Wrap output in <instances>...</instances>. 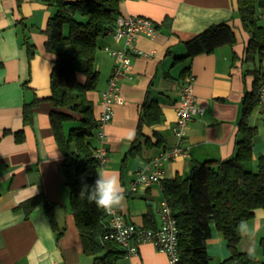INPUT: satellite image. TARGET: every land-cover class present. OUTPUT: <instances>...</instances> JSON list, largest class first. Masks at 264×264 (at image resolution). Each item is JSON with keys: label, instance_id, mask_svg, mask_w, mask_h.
<instances>
[{"label": "crops", "instance_id": "obj_1", "mask_svg": "<svg viewBox=\"0 0 264 264\" xmlns=\"http://www.w3.org/2000/svg\"><path fill=\"white\" fill-rule=\"evenodd\" d=\"M52 13L39 0H23L19 6L16 0H0V264H94L93 258L82 252L73 217L64 207L68 190L60 174L62 154L49 122L51 106L47 99L51 95L53 56L45 50V27ZM120 16L145 17L153 22L157 33L152 38H136L134 46L143 54L132 55L130 75L116 80L123 103L114 105L112 120L103 128L106 160L99 173L118 175L125 198L115 208L126 222L144 227L147 215L150 223L158 226L159 204L164 200L160 183L140 185L130 192L131 183L152 158L178 143L172 135L175 106L180 85L188 75L193 77V92L203 111L189 121L180 143L185 155L165 163L164 179L188 176L196 162L229 159L234 154L244 93L253 86V76L244 74L241 64L249 36L236 16L235 0H122ZM221 23L233 31V46L177 60L186 54L184 41ZM98 45L94 67L99 79L95 89L87 93L96 118L102 110L101 93L114 69L103 48L124 49L123 42L110 35L100 37ZM147 97L158 101L163 120L157 126L142 127V134L153 146L130 157L139 108ZM35 100L32 122L25 124L24 105ZM247 121L256 128L254 169L256 159L264 155V109L257 106ZM20 131L24 138L17 143L14 134ZM155 132L163 140L159 149L154 146ZM93 144L97 148L101 143L94 137ZM40 194L56 205V223L64 228L58 241L42 203L27 217L18 209ZM263 228L264 210L259 209L251 220L242 223L238 250L258 254ZM206 245L212 262L219 263L229 255L223 236L214 227ZM120 264L170 263L165 254L144 243L137 255L123 257Z\"/></svg>", "mask_w": 264, "mask_h": 264}, {"label": "trees", "instance_id": "obj_2", "mask_svg": "<svg viewBox=\"0 0 264 264\" xmlns=\"http://www.w3.org/2000/svg\"><path fill=\"white\" fill-rule=\"evenodd\" d=\"M53 13L45 27V50L53 56L50 74L51 106L49 122L58 149L62 154L60 174L68 190L69 212L78 232L81 250L93 258L94 264H120L125 252L116 242L107 239L109 225L105 210L79 197L83 183L93 185L99 173L93 141L96 137L97 118L87 93L98 83L99 73L94 67L100 37L109 35L120 16L122 0H39ZM19 6L23 0H16ZM236 16L249 40L241 59L244 74L253 76L251 91L244 93L242 116L237 124L235 152L226 159L196 162L188 176L163 179L160 183L163 199L169 205L179 228L177 264H209L207 251L212 227L223 236L229 255L219 264H264V228L258 245L263 257L240 252L242 223L251 220L256 210H264V155L253 160L252 146L256 128L247 117L257 107L258 90L264 71V27L260 25L258 9L263 0H235ZM235 35L225 24L212 25L184 41L186 54L179 61L192 59L200 54H210L222 46H233ZM235 59V56H234ZM249 68V69H248ZM184 73V72H183ZM38 100L24 105L23 120L32 122V109ZM264 109V108H263ZM163 120L157 100H144L139 108L135 137L128 156L150 148L142 127H154ZM157 137L155 147L163 146ZM17 143L23 133L14 134ZM125 156L124 162H126ZM83 178V179H82ZM38 203L43 204L54 237L58 241L64 228L56 223L54 208L44 195L32 198L18 206L27 217ZM149 216H144L147 228H155Z\"/></svg>", "mask_w": 264, "mask_h": 264}, {"label": "built area", "instance_id": "obj_3", "mask_svg": "<svg viewBox=\"0 0 264 264\" xmlns=\"http://www.w3.org/2000/svg\"><path fill=\"white\" fill-rule=\"evenodd\" d=\"M157 28L153 22L142 16H119L116 26L109 34L115 41H122L123 50H112L104 47V51L114 62L113 74L110 77L107 88L100 96L101 112L97 117L96 138L101 143L97 147L95 157L102 165L106 158V148L102 143L104 139L103 128L113 117L114 105L123 103L120 94L118 80L120 77H128L132 67L131 56L143 54L134 46V41L138 36L148 38L155 37ZM179 100L175 106L176 119L172 127V132L177 139V144L168 150H164L152 158L143 169L139 170L135 179L131 183L130 192L136 191L141 186H151L159 184L164 179V165L177 157L184 156L185 152L181 148L185 129L195 115L202 114V107L198 106L193 92V77L188 75L182 81L179 88ZM257 106L264 108V76L258 90ZM106 221L109 231L105 237L120 245L125 252V256L137 255L141 244L150 243L158 252L165 254L170 264H177L179 261L178 240L180 230L172 211L165 200L159 204L158 216L159 224L155 228L136 226L126 222L124 216L114 208L111 212H106Z\"/></svg>", "mask_w": 264, "mask_h": 264}, {"label": "clouds", "instance_id": "obj_4", "mask_svg": "<svg viewBox=\"0 0 264 264\" xmlns=\"http://www.w3.org/2000/svg\"><path fill=\"white\" fill-rule=\"evenodd\" d=\"M85 196L98 208L111 212L124 200L125 190L120 184L118 175L98 173L93 185L82 184L79 197L83 199Z\"/></svg>", "mask_w": 264, "mask_h": 264}, {"label": "rangeland", "instance_id": "obj_5", "mask_svg": "<svg viewBox=\"0 0 264 264\" xmlns=\"http://www.w3.org/2000/svg\"><path fill=\"white\" fill-rule=\"evenodd\" d=\"M258 16L260 18V21H259L260 25H262L264 27V0H263V7L260 8V9H258ZM263 61H264V59H263ZM253 170L256 171L255 168ZM64 207L69 208V205H68V197H67L66 203L64 204ZM261 256H262V254H261V251L259 250V253L256 254L255 257L257 259H259V260H262L263 257H261ZM209 264H219V263L217 261H213V262L210 261Z\"/></svg>", "mask_w": 264, "mask_h": 264}]
</instances>
